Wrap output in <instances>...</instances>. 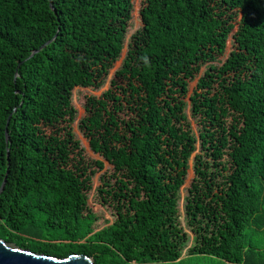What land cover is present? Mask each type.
I'll use <instances>...</instances> for the list:
<instances>
[{
    "label": "trees",
    "instance_id": "trees-1",
    "mask_svg": "<svg viewBox=\"0 0 264 264\" xmlns=\"http://www.w3.org/2000/svg\"><path fill=\"white\" fill-rule=\"evenodd\" d=\"M145 3L130 34L133 0H0V238L96 264H264V0ZM124 48L78 119L74 88L104 87ZM76 121L113 167L95 188Z\"/></svg>",
    "mask_w": 264,
    "mask_h": 264
},
{
    "label": "rangeland",
    "instance_id": "rangeland-1",
    "mask_svg": "<svg viewBox=\"0 0 264 264\" xmlns=\"http://www.w3.org/2000/svg\"><path fill=\"white\" fill-rule=\"evenodd\" d=\"M146 0H133V11H132V19H131V25H130V34L133 33L135 30L139 29L142 25V19H141V9L143 8L144 5H146L145 3ZM231 43L229 42V47H230ZM126 54V48L123 49L122 53H121V57L120 59L116 62L114 68L111 70V73L109 74V78L106 82V84L104 85V87L100 88V89H93V88H88V87H76L73 90V103L75 105V107L78 110V119L80 117H82L84 115V102L86 100V96L88 94H94L99 96L106 88L109 87L110 85V79L114 73V71L121 65L122 63V59L124 58ZM203 69V68H202ZM196 81H192L190 84V92H192L194 86H195ZM190 111H188L190 120H191V124L193 129L196 131V123L194 121V119L191 117ZM77 119V121H78ZM77 121L75 122V126H74V130L76 133V136L78 139H80L82 146L85 148V155L86 158L91 160H95V159H100L104 162V168L102 170H97V172L95 173L94 177H93V181H94V188L97 187L101 180L100 177L104 174L107 173V177L109 178L110 173H112V165H110L102 156H100L97 153H94L89 146V142L87 141L86 138H84V136L82 135V133L78 130L77 128ZM198 152V150L196 151ZM194 155L191 157L190 159V168L188 170L186 179H185V183L183 185L181 194V200H180V208L183 209V204H184V197L187 194V189L190 187L191 182L194 178V171L192 168L193 165V160H194ZM94 167L97 169V166L94 165ZM100 198H97L94 196V192L91 195L90 198V203L93 204L95 206L96 210H99L100 212H103L105 217L109 218L110 221H112L113 219V213H112V209L110 207H106V206H102L101 202H98ZM182 226L185 228L186 231H189L188 227L186 226V222H185V217L184 214L181 215L180 217ZM191 237H193V234L191 233ZM192 242H190L187 247L185 248V250L183 251V258L187 257V250L188 248L191 246ZM218 260H213L211 259V257L209 256H205V257H195V258H186V259H182L181 261H176V262H171V263H149V264H218Z\"/></svg>",
    "mask_w": 264,
    "mask_h": 264
},
{
    "label": "water",
    "instance_id": "water-1",
    "mask_svg": "<svg viewBox=\"0 0 264 264\" xmlns=\"http://www.w3.org/2000/svg\"><path fill=\"white\" fill-rule=\"evenodd\" d=\"M50 42L51 40L41 45L39 49L34 50L28 58H31L35 53H38L42 48H44ZM10 118L11 115L8 117L5 128V136L7 142H9L10 140V135L8 130ZM9 172L10 169L8 165L6 174L0 186V195L6 186ZM0 264H96V263L92 256L86 254L73 253L63 258L53 257L46 254H39L29 249L21 248L17 246L15 243L8 242L5 239L0 238Z\"/></svg>",
    "mask_w": 264,
    "mask_h": 264
}]
</instances>
